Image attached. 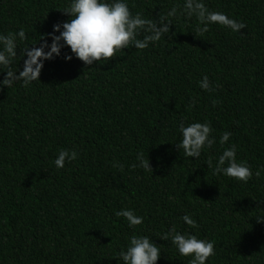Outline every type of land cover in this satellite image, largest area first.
Returning <instances> with one entry per match:
<instances>
[{"label": "trees", "instance_id": "1", "mask_svg": "<svg viewBox=\"0 0 264 264\" xmlns=\"http://www.w3.org/2000/svg\"><path fill=\"white\" fill-rule=\"evenodd\" d=\"M127 2L150 20L177 7L168 37L93 66L65 62L64 48L39 80L0 88V264H120L133 234L152 236L162 251L156 264H190L156 237L172 227L214 244L207 264H264V220H256L264 216V0H203L244 23L240 32L198 31L185 0ZM67 3L0 0V33L23 28L20 47L35 44L68 19ZM205 75L211 92L199 87ZM181 121L212 128L216 142L197 159L175 147ZM232 144L253 172L247 183L207 167ZM61 150L78 157L58 169ZM139 156L152 173L137 166ZM122 208L143 224L129 228L115 215Z\"/></svg>", "mask_w": 264, "mask_h": 264}, {"label": "clouds", "instance_id": "2", "mask_svg": "<svg viewBox=\"0 0 264 264\" xmlns=\"http://www.w3.org/2000/svg\"><path fill=\"white\" fill-rule=\"evenodd\" d=\"M184 9L187 16L195 15L198 18L200 32H207L208 26L212 24L223 26L232 32H240L246 27L244 23L223 12L208 10L203 0H185ZM61 12L68 19L54 23L52 32L42 35L35 44L20 47L27 39L23 28L8 34L0 33V73H4L3 79H0V88H11L17 81L22 86H28L39 80L44 62L59 58L64 48L69 50L63 55L65 62L76 58L85 66L102 65L104 63H100L101 61L106 63L109 58L122 52V49H147L162 37H168L169 26L172 25L168 17L177 14V7H172L165 18L158 20L147 19L139 12L133 14L127 0H68ZM18 59H23L22 65L17 63ZM199 87L208 92L214 90L206 75L199 82ZM178 131L182 138L179 143H175V147L183 149L184 155L189 158H199L204 149L211 148L216 142L207 122L185 124L181 121ZM230 136V132H224L219 143H228ZM77 157L75 150H61L54 165L58 169L63 168L66 161L71 162ZM138 160V167L152 173L148 157L145 159L139 156ZM118 166L122 170L123 166ZM207 167H212L215 174H223L243 183H247L253 176L247 163L237 162L234 144L222 151L214 165L209 160ZM115 215L123 217L132 229L142 225L144 221L143 216L137 215L130 208H122ZM181 220L192 229L199 227L197 221L188 214L183 215ZM256 220L262 221L264 216ZM150 237L152 236L143 234L131 235L125 248L116 255V260L120 264H156L162 251ZM156 237L170 242L180 256L189 258L190 264H207L209 258L216 255L215 246L210 240L199 238L194 233L179 232L175 227Z\"/></svg>", "mask_w": 264, "mask_h": 264}]
</instances>
